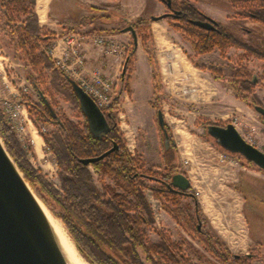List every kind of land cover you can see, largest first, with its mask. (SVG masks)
<instances>
[{"label":"rangeland","instance_id":"374dc122","mask_svg":"<svg viewBox=\"0 0 264 264\" xmlns=\"http://www.w3.org/2000/svg\"><path fill=\"white\" fill-rule=\"evenodd\" d=\"M59 1H54V7L59 4ZM173 1L176 3L180 0ZM206 1L204 5L205 9L211 12H215L218 8L222 6L226 7L227 5L223 0ZM240 1L241 3L234 7L231 4V0H229V3L234 8V18L238 20L233 23L230 22L226 26L237 38L248 41L249 44L254 46L264 47V25H257L254 21H250V19L246 21L240 20L243 18L240 16L244 14L243 7L251 6V4L246 3L248 2L246 0ZM35 5L36 14L38 15V25L44 28L41 34L50 36L49 41L40 44V51L44 53L47 59H50L42 75L38 71H35L33 66L26 60L23 50L17 45L18 36L12 29L13 25L7 23V18L5 17L0 0V101L4 97L10 98L13 101L22 99L26 104L25 110L23 109L22 111L23 115L28 114V117L32 121V123H27L26 147H22L13 135L12 139L10 138L11 149L14 150L13 155L16 156L17 161L13 155L11 156L9 154L18 168L19 163L27 170L31 169L34 171V173L28 175L29 180L27 183L37 200L51 216L61 223L68 238L74 244L83 260L88 264H97L87 257H97V248H92L88 239L79 233L72 226L71 222L66 221L67 214L43 191L40 181H44L51 190L59 193L61 197H66L62 186V179L67 177L69 172L63 146L67 143L68 136L65 131L63 132L60 125L49 122L47 118L44 120L38 119L37 109L35 110L37 107L45 108L44 101L46 100L49 103V108L63 122L69 121L74 125H78L80 128L87 124L70 81L61 73L62 70L55 67L52 59L46 54V48L56 38H61L73 30L83 33L87 31L49 21L47 18L45 19L47 13L45 14L43 11V3L40 0H35ZM149 8H151L150 4ZM167 11L168 9L165 6L162 13L156 16H160ZM236 15H239V17ZM142 19L150 23L148 28L143 29L146 35L150 34V38L144 44L142 39L137 36V41L139 48L143 51V61L145 62L146 57L147 64L145 62V65L150 67L151 80L149 78L150 83L148 81L147 83L140 81V84L137 81L135 86L137 87L139 84L141 89L132 88L129 84V78L133 71V64L127 66L125 77L123 76L126 80L122 84L124 89L123 91L117 90L116 93L117 100L112 123L115 125L118 142L138 158L136 173L140 177L137 181L142 182L140 188L147 204V208L144 210V216L149 221L148 225L142 227L145 229L150 241L153 243L156 241L157 244H160L164 240L163 237H166V233H163L165 231L163 226L166 224L158 217V214H155V212L159 211L158 206L154 209L150 195H154V198L158 200L157 203H160L162 208H164L167 198L165 195L155 196V189H159L161 186L156 180L150 179L148 176L154 175L162 178L163 175L167 174L169 169L166 168L164 160L171 158L175 153L172 152L170 155H166L163 151L164 135L158 123V112L163 114L167 123L166 129L170 135V141L174 142V151L193 159L197 155L193 152V143L191 140L193 135L210 138L207 133V126L212 124L225 126L228 123H233V115H239V110L233 104L235 92L232 88L231 90L229 89L230 86L232 87L231 82L236 71L240 68H246L253 72L255 78H260L264 74V60L257 56L243 58L242 55H246V52L242 50L243 52L241 53L239 51L240 49L237 48L229 49L226 56H222L218 49L209 53L196 55L191 41L182 32L175 30L173 22L167 19L152 21L149 17ZM137 21L125 23L121 20L118 25L119 29H117H125L128 26L134 27V23ZM23 22L24 19H17L15 21L16 25H22ZM242 23H248L250 25L248 27L251 29L252 26L253 30L260 27L258 28L259 32L253 31L249 37H245V34L241 31L238 32L236 28V24L244 25ZM57 33L58 36L55 38ZM120 42L128 46L127 56L134 47L133 43H135L132 33H128V40H122ZM136 46L137 44L134 49H136ZM183 53L187 54L191 63H179L181 61L179 56L177 58L172 57L173 54L183 56ZM175 61L179 62L173 65L176 70L174 74H171L167 64ZM180 64L189 70L187 74H180L177 71V66L181 67ZM196 64L204 66L205 68L201 66L197 67ZM210 67H215L222 71L220 80L223 83L222 85H224L223 89H217L214 86L212 80L215 77L209 70ZM192 71H195L193 76L191 74ZM32 79L37 82L36 85L38 87L35 88ZM192 81L196 82L198 90H192ZM186 89H189V91L184 93ZM255 89L256 87L250 92L249 99H256L259 102L260 100L255 95ZM263 104L260 103L259 105L263 106ZM31 108L33 111H31ZM254 111V117L259 119L260 114L256 110ZM35 118L38 120V124L34 122ZM39 126H46L48 128V132H46L47 138L39 133ZM248 130L250 131L251 129L248 128ZM184 134L188 136L187 139L182 137ZM34 136L41 138L39 148H36L32 142ZM1 139L6 147L4 139L2 137ZM258 144L259 146L261 145L260 148L264 152V134L261 136V142L258 140ZM200 151V158L211 160L218 156L216 161L220 162L221 149L218 153L215 152V157H213L212 150L200 147ZM29 153H31V156ZM236 157L241 159V163L247 167L249 172L256 173L255 175L257 177H260L258 175L264 177V171L256 165L253 163L249 164L241 156ZM238 162L240 161L238 160ZM86 167L90 176V183L96 186L101 193H104L106 186H115L114 181L108 175L101 178L92 164ZM22 175L25 178V172ZM258 189L260 191L264 190V185H258ZM116 190L123 192L120 188ZM248 196L246 213L251 234L253 238L260 240L259 248L252 252L253 259L250 261V264H264V194L260 193L257 195V203H255L256 206L254 209V198L251 194H248ZM254 197L256 198V196ZM181 202L180 205H183ZM157 203L154 202V204ZM187 249L185 247L187 255L191 257L194 264H197L193 261L195 257H198L196 248L191 249L187 246ZM138 251L140 252L142 263L151 264L140 247H138ZM199 258L201 261L206 259L202 254ZM154 259L159 260V257L155 256ZM203 264L209 263L206 260Z\"/></svg>","mask_w":264,"mask_h":264},{"label":"trees","instance_id":"16d2710c","mask_svg":"<svg viewBox=\"0 0 264 264\" xmlns=\"http://www.w3.org/2000/svg\"><path fill=\"white\" fill-rule=\"evenodd\" d=\"M251 6L246 8L248 12L263 14L264 0H246ZM234 7L238 6L240 0H231ZM7 23L13 25V31L17 34V45L23 50L26 60L33 66L40 75L47 68V59L40 51V44L50 40V36L41 34L43 27L38 25V17L35 13V0H1ZM177 5V6H176ZM179 8V10L176 9ZM174 14L167 15L164 19L173 22L175 30L182 32L189 41H191L196 55L209 53L218 49L222 56H226L231 48L240 49L243 45L231 35L225 28L219 27L215 31L201 29L194 25L196 20L207 19V16L189 0H180L173 7ZM182 11L183 16L178 17ZM248 14V13H247ZM24 19L22 25H16V20ZM147 20H139L134 23V29L138 38L145 42L150 38L143 29L149 27ZM135 47V43H133ZM132 49L126 56L128 58L127 66L134 62L135 49ZM146 47V46H145ZM148 51V50H147ZM257 56L264 59L254 48H247L246 55ZM197 67H200L196 64ZM205 68L204 66H201ZM216 79L222 77V71L215 67L209 69ZM61 73L70 81L71 77L63 71ZM126 81V80H125ZM33 85L38 87L37 82L32 79ZM264 83V74L260 78H255L253 72L246 68H240L236 71L232 88L241 100L249 102L250 105H259L256 99L250 100L249 94L253 88ZM45 108H35L38 112L37 117L40 120H47L62 127L63 132L67 133V143L63 146L66 157V165L69 175L62 179V186L66 197H61L51 188L40 181L43 191L67 214V222H71L79 233L88 239L91 247L97 250V257H89L92 262L97 264H143L138 247H140L151 264H194L185 251V242L174 241L170 237H163L160 244L151 242L142 227L148 225V220L144 216V210L147 208L145 198L140 186V177L136 173L138 158L132 155L123 145L118 142L115 125L112 123L114 108L105 113L109 121L110 131L103 138H96L90 132L87 124L82 128L71 122H63L59 116L49 108V103L45 100ZM31 111L32 108H31ZM264 120V116H261ZM34 122L38 124L35 118ZM1 137L5 141L7 151L13 155L10 138L12 134L0 118ZM46 136V134H43ZM47 138V136H46ZM208 138V137H206ZM213 142L221 148L214 139ZM118 143L119 149L113 151L103 160L92 164L100 177L108 175L115 183L114 187L106 186L104 193L98 191L97 187L90 183V176L87 167L80 163V159L100 156L112 148L113 143ZM234 157L239 155H233ZM17 161L16 156L13 155ZM240 157V156H239ZM239 161L240 158L236 157ZM244 159V158H242ZM247 161V160H246ZM248 162V161H247ZM18 163V162H17ZM249 164L251 162H248ZM21 173L25 172V180L28 182L31 169L27 170L19 163ZM27 175V176H26ZM171 174L163 175V179H170ZM148 178L159 179L154 175ZM120 188L123 192H118ZM162 186L155 189V196L165 195L167 201L176 209H170L171 216L179 225L204 248V250L221 264H250L253 259L252 254L235 255L232 254L225 243H223L215 234L205 233L198 228L199 220L195 216L187 215L180 208L179 198L184 196L182 193L171 190H163ZM166 208V206H165ZM65 221V220H64ZM80 250H82L79 247ZM159 257L154 259V257Z\"/></svg>","mask_w":264,"mask_h":264},{"label":"crops","instance_id":"0c3cea01","mask_svg":"<svg viewBox=\"0 0 264 264\" xmlns=\"http://www.w3.org/2000/svg\"><path fill=\"white\" fill-rule=\"evenodd\" d=\"M54 1H47L45 11V14H47L45 19L47 18L49 21L57 24L86 30V33L106 32L112 34L118 41L128 40L129 32L124 31V29L118 30V25L121 20L125 23H133L142 18L147 19L149 17L151 19V17L162 13V10L165 8V5L160 0H60L56 7H54ZM191 2L206 15L224 26L237 20L234 18V9L229 3V0H223L227 4L226 7L222 6L215 12L205 9L204 5L207 2L206 0H192ZM149 4L151 8H149ZM56 36H58V33L55 35V38ZM239 51L241 53L243 52L242 50ZM84 54L87 74H92L98 70L114 82L116 90L123 91L122 84L125 81V78H123L125 59L108 54L101 48H95L89 45L85 47ZM142 56L143 51L139 48L137 41L133 71L129 78V84L132 88L135 87L136 89H141L139 85L140 81H143V83L149 82L151 74V71H149L150 67L145 65V62L147 64L146 57L144 62ZM178 56L181 58V61H178L179 63H191L186 53H183V56L178 54L172 55L173 58H177ZM178 62L175 61L167 64L171 74L175 73L176 69L173 65L178 64ZM184 67V65H181V67L177 66V71L180 74H187L189 70ZM194 73L195 71L191 72L192 76ZM192 79L194 80L193 77ZM137 81L139 84L136 87L135 84ZM212 81L217 89H223L224 85H222L223 83L220 79L214 78ZM191 86L193 90H198V85L196 86L195 81L191 82ZM231 88L230 86L229 89L231 90ZM255 90V95L261 101L259 102L261 104L264 103V85L257 86ZM233 104L239 110L241 118V126H239V129H245L250 137L254 138L256 147L262 149L260 148L261 145L259 146L258 144V140L261 142V136L264 134V120L261 118V115L259 119L254 117L255 105H250L249 102L237 98L236 94L234 95ZM248 128L251 130L249 131ZM161 131L163 133L162 129ZM182 137L185 139L188 138L186 134L182 135ZM191 140L193 143V152L197 154L193 159L176 153L174 151V142H171L169 147H165L163 144V151L166 155H170L172 152L175 153L171 158L164 160L166 168L175 170V173H184L191 184L189 193L179 198V201L183 203V205H180V208L187 215L195 216L199 220L198 228L203 231L202 236H205V233L215 234L226 244L232 254H253L252 252L259 248L260 240L253 238L251 234L246 213L248 194H251L254 198V209L256 206L255 203H257V195L260 193L264 194V190L260 191L258 189V185H264V177L262 175H258L260 177H257L255 175L256 173L249 172L241 161L237 165L230 163L221 164L216 161L218 156L215 157V152L218 153L220 149L213 140L201 135H193ZM200 147L212 150L215 159L204 160L202 157L200 158ZM169 208L176 209L166 200V204L158 216L166 224L163 226L165 230L163 233H166V237H170L174 241L185 242L186 249L187 246L191 249L196 248L198 257H195L193 261L197 264H203L206 260L209 264H221L213 259L197 240L193 239L178 224L171 216ZM154 243L157 242L155 241ZM201 254L206 258L203 261L199 258Z\"/></svg>","mask_w":264,"mask_h":264},{"label":"water","instance_id":"95a60500","mask_svg":"<svg viewBox=\"0 0 264 264\" xmlns=\"http://www.w3.org/2000/svg\"><path fill=\"white\" fill-rule=\"evenodd\" d=\"M161 1H167L168 7H171L170 0ZM167 15L153 16L151 19L159 21ZM194 24L205 29H214L212 21H195ZM124 31L132 33L136 45L137 35L134 27L128 26ZM127 62L128 58L125 59L123 76L126 73ZM71 85L90 132L96 138H103L110 131L107 116L75 80L71 81ZM254 108L264 116L263 106L255 105ZM158 123L164 133V145L169 147L170 136L161 112H158ZM207 133L226 152L239 155L264 171V152L247 142L232 123L225 126L209 125ZM118 149V144L114 142L112 148L102 155L82 158L79 161L84 166H89ZM190 187L189 179L180 172L172 174L170 182L166 183L167 189L178 193L188 191ZM0 264H67L39 201L12 160L1 137Z\"/></svg>","mask_w":264,"mask_h":264},{"label":"built area","instance_id":"2783aa9c","mask_svg":"<svg viewBox=\"0 0 264 264\" xmlns=\"http://www.w3.org/2000/svg\"><path fill=\"white\" fill-rule=\"evenodd\" d=\"M88 45L101 48L106 53L113 54L121 59H126L128 46L118 41L112 34L106 32L83 33L73 30L61 38H56L46 48V54L52 59L56 68L62 70L66 75L75 80L91 96L96 105L106 113L116 106L117 90L114 82L105 77L100 71L97 70L92 74H87L84 49ZM188 91L189 89H186L184 93ZM25 108L26 104L22 99L13 101L10 98L4 97L0 101V118L22 147H26L27 144V123H32L28 114L23 115L22 111ZM240 122V115H233L232 124L247 142L256 146L255 140L250 137L245 129H239ZM38 128L39 133L42 135L48 132L46 126H39ZM29 155L31 156V153ZM236 159L233 157V154L221 150V163L237 165L239 162ZM150 196L154 209L158 206L159 211L155 212V214L159 215L160 210H162L161 204L157 203L158 200L154 198V195L151 194ZM154 202L157 204H154Z\"/></svg>","mask_w":264,"mask_h":264},{"label":"flooded vegetation","instance_id":"af4514ba","mask_svg":"<svg viewBox=\"0 0 264 264\" xmlns=\"http://www.w3.org/2000/svg\"><path fill=\"white\" fill-rule=\"evenodd\" d=\"M171 1V7H168V5H167V1H162V3L166 6V8L168 9V11L167 12H165L164 14H168V15H173L174 13V10L175 9H173V7L175 6V2L173 1V0H170ZM190 1V3L192 4V2H191V0H189ZM179 2V1H178ZM177 3V2H176ZM246 3H248V2H246ZM231 4H232V2H231ZM233 5V4H232ZM247 5V4H246ZM177 6V5H176ZM195 6V5H194ZM196 7V6H195ZM246 8H248V6L246 7ZM176 9L177 10H179V8L178 7H176ZM234 9V8H233ZM260 9L261 10H264V6H262V7H260ZM177 12H179V11H177ZM204 13V12H203ZM248 13V14H247ZM205 14V13H204ZM178 17H181V16H183V13H182V11L181 12H179L178 14ZM206 15V14H205ZM207 16V19H204V20H196V21H205V22H207V21H212V23H213V25H214V29H205V28H202V27H199V26H197L196 24H194V25H196L197 27H199V28H201V29H205V30H209V31H215V30H217L220 26L221 27H223V28H225L231 35H233L230 31H229V29L226 27V26H224V25H222L221 23H219V22H217L215 19H213V18H211V17H209L208 15H206ZM236 16H238L239 17V15H236ZM240 17H243L242 19H240V20H248V19H250V21L252 20V21H254L257 25H264V13L263 14H255V13H251V12H248V10L246 9L245 11H244V14L242 15V16H240ZM238 20V19H237ZM195 22V21H194ZM242 24H244V25H238V24H236V28H237V31L238 32H242V33H244L245 35V37H249L250 36V34H252L253 33V31H257V32H259V30H258V28H260V27H258V28H256V30H253L252 28V26H251V29H250V27H248V26H250L248 23H242ZM242 33H241V36H242ZM234 36V35H233ZM243 36V37H244ZM242 45H243V47L242 48H240V50H244L245 52L247 51V48H254L255 50H257L258 52H259V54L261 55V56H263L264 57V47H262V46H258L257 47V45H252V44H249L248 43V41H244V40H241V39H239V38H237L236 36H234ZM263 49V50H262ZM262 60H264V59H262ZM220 126H223V125H220ZM176 171L175 170H173V169H169V171H168V173L167 174H173V173H175ZM170 175V176H171ZM170 182V179L169 178H167V179H163V178H159V179H157V183L160 185V186H162L163 188H161V189H165V190H170V189H167L166 188V183H169ZM187 193H189V190L188 191H185V192H183V194H187Z\"/></svg>","mask_w":264,"mask_h":264},{"label":"bare ground","instance_id":"6f19581e","mask_svg":"<svg viewBox=\"0 0 264 264\" xmlns=\"http://www.w3.org/2000/svg\"><path fill=\"white\" fill-rule=\"evenodd\" d=\"M40 1L41 3H43V11L45 12L46 7H47V0H40ZM33 144L35 145L36 148H39V146L41 145V138H38V137L36 138L34 136ZM39 204L41 205L43 212L45 213L47 217L49 225L55 236L56 242L67 264H88L83 260V258L77 252L74 244L68 238L61 223L57 219H55L53 216H51V214L43 207V205L40 202Z\"/></svg>","mask_w":264,"mask_h":264}]
</instances>
